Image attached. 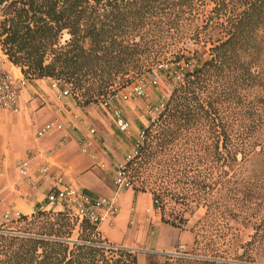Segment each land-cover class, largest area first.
Returning a JSON list of instances; mask_svg holds the SVG:
<instances>
[{"label": "trees", "instance_id": "obj_1", "mask_svg": "<svg viewBox=\"0 0 264 264\" xmlns=\"http://www.w3.org/2000/svg\"><path fill=\"white\" fill-rule=\"evenodd\" d=\"M196 20L208 31L209 56L141 126L124 170L135 193L152 195L161 222L179 230L193 206L205 207L204 217L252 223L237 255L249 258V246L264 237V171L243 175L250 156L264 162V0H0V48L28 80H58L86 106L146 66L151 34L171 35ZM12 221L23 229L0 230V264H138L133 251L106 245L85 220L71 240L74 220L61 211L38 208ZM195 251L147 253L146 264H246Z\"/></svg>", "mask_w": 264, "mask_h": 264}, {"label": "crops", "instance_id": "obj_2", "mask_svg": "<svg viewBox=\"0 0 264 264\" xmlns=\"http://www.w3.org/2000/svg\"><path fill=\"white\" fill-rule=\"evenodd\" d=\"M2 56L5 69H11L18 77L22 75L19 67L8 61L5 54ZM50 84V78L28 81L19 96V111H0V222L6 211L13 219L18 215L29 216L43 208L42 202L52 186L49 176L37 170L45 164L52 173L61 176L64 184L93 197L115 195L119 213L112 222L98 226L100 236L121 240L124 233H128L140 237L148 225L150 234L145 254L171 252L180 241V232L161 222L159 213L144 214V210L154 209L152 195L149 192L135 193L132 188L116 192L112 180L110 182L106 171L112 160L110 149L94 131L90 132L94 130L91 125L96 113L87 107H79L69 96L54 98ZM42 95L48 96L52 103H41ZM127 109L122 108L123 115ZM139 120L141 126H146L141 118ZM46 124H51V128L38 136L37 132ZM20 160L28 161L27 174L33 179L35 188L26 185L19 174L16 165ZM132 211V227L128 228ZM173 233L175 238L171 239ZM144 262L143 257L138 259V264Z\"/></svg>", "mask_w": 264, "mask_h": 264}, {"label": "rangeland", "instance_id": "obj_3", "mask_svg": "<svg viewBox=\"0 0 264 264\" xmlns=\"http://www.w3.org/2000/svg\"><path fill=\"white\" fill-rule=\"evenodd\" d=\"M207 8H209V6ZM189 24V21H183L180 31L174 32L171 35L151 34L150 40L153 41V45L150 52L147 53L150 58H148L149 61L146 63V66L140 71L134 69L124 77L117 78L114 83L106 88L92 103L86 106L79 104L78 100L83 99L80 96V92L73 90L75 93H72L71 87L67 85L70 92L69 98L79 107H87L91 112L96 113V119H94L91 126L94 127V132L99 136L100 140H104L110 149L109 154L112 160L106 171L110 182L112 180V185H115V168L119 164H124L126 162V156L131 154L135 147L136 140L140 139L141 122L139 119L141 118L146 125L149 124L148 119L155 120L160 110L164 108L171 91L180 81L178 76L190 70L196 61L204 60L209 56L208 44L205 43L207 37H209L207 29H200L196 26L197 24H201V20H196L191 27ZM212 36L213 38L219 37L217 33H214ZM68 38L69 34L63 31L60 41L64 43ZM2 53H0V59H3ZM175 59H180L178 66H182L181 69H176L177 65L174 64L176 63V61H174ZM6 64H8V62H6ZM159 64H163V67L158 71V82L156 85H149L148 82L151 78V71ZM186 64H188V67ZM39 79H47V77ZM141 81L146 84L145 96L139 97L132 95L130 99L126 100L127 102L119 99L118 96L115 97V94L130 90L132 84ZM52 92L54 93V98H56L55 92ZM119 100H121V102H119ZM104 101L108 102L107 105H103ZM41 103L50 104L52 102L48 100V96L42 95ZM116 106L123 108V110L129 108L124 111V117L129 123L127 131H119L113 123L112 109ZM117 154H119V158H116ZM243 168L245 169L244 176L254 178L256 174L264 171V162H262L259 157L252 155L244 163ZM172 206V203L166 206V213L169 214ZM45 211L57 212V208L52 206ZM144 211L145 215L152 214L153 212L159 213V210L156 208ZM205 213L206 208L203 206H193L191 210L185 213L186 223L183 226V230L176 228L180 232V241L175 244L174 249L171 251L172 253L176 250H181L182 253H190L196 250L195 252L197 254L200 252L218 251L224 256V258L220 256L217 257L216 259L218 261L225 259L231 263L264 264V237L258 239L254 244L249 246V258L237 256L240 255L239 253L243 252V245L251 239V235L254 233L252 223L242 218L221 219L219 216H212L210 214L204 217ZM133 215L134 212L132 211L127 221L128 228L132 227L130 221ZM12 220H14V218L2 221L0 229H23V225L17 224ZM149 229L150 226L147 225L146 231L144 233L142 232L140 237L135 234L130 235L126 233L125 235L124 233L121 240L104 238L100 236L99 232L96 234V237L105 244L129 248L136 254L137 260L143 257L145 260L144 264H146V254L144 250L150 234ZM80 232L81 230L78 222L74 220L70 236L71 240H77ZM195 234H197V243H193ZM174 238L175 235L173 233L171 239Z\"/></svg>", "mask_w": 264, "mask_h": 264}, {"label": "built area", "instance_id": "obj_4", "mask_svg": "<svg viewBox=\"0 0 264 264\" xmlns=\"http://www.w3.org/2000/svg\"><path fill=\"white\" fill-rule=\"evenodd\" d=\"M7 58V57H6ZM4 59H0V111L8 112H18L20 109L19 96L22 89L26 86L29 81L23 74L19 77L16 76L11 69H5L3 67ZM176 69H181L182 66H178ZM188 64H186L187 66ZM163 67V64H159L154 70L151 71V78L149 80V85H156L158 82V71ZM188 67V66H187ZM183 74V73H182ZM182 74L178 76L181 80ZM51 88L55 92L56 98H64L70 96L69 89L66 87H61L58 80L51 79ZM132 95L143 97L146 95V84L144 82H138L131 85L130 90H125L122 93L115 94L119 99L126 101L131 98ZM108 102L104 101L103 105H107ZM112 117L116 128L121 131H127L129 127L128 120L124 117L122 108L114 107L112 109ZM51 128V124H46L41 128L37 135L41 136L43 133ZM94 130H90L93 133ZM140 137L142 132L140 131ZM137 153V144L133 148L131 154L126 156V161ZM125 164V163H124ZM124 164H119L115 170L114 186L115 191L119 192L126 188H131V183L127 177ZM19 174L24 179V183L32 188H35L33 179L28 177V161L20 160L16 165ZM37 170L49 176L52 181V186L45 195L42 202V210H47L49 206L57 208V211L65 213L71 220L80 222L85 220L96 228L104 222H112L114 218L118 215L120 206L117 199L114 196L111 197H93L87 194L85 191L80 190L72 185L64 184L61 180V176L54 174L50 171L48 165H40ZM19 216V215H18ZM17 216V217H18ZM11 219L9 212L6 211L2 216V221H7ZM0 222V224H1ZM5 230V229H0ZM10 231V230H7ZM108 246H113L106 244ZM175 254H181V250H176Z\"/></svg>", "mask_w": 264, "mask_h": 264}]
</instances>
